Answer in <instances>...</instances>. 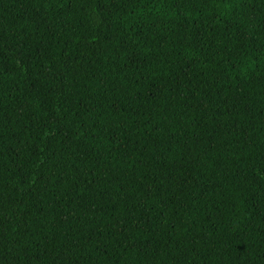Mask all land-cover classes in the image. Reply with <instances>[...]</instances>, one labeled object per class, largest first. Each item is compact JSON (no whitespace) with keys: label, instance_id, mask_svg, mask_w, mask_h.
<instances>
[{"label":"trees","instance_id":"1","mask_svg":"<svg viewBox=\"0 0 264 264\" xmlns=\"http://www.w3.org/2000/svg\"><path fill=\"white\" fill-rule=\"evenodd\" d=\"M0 264H264V0H0Z\"/></svg>","mask_w":264,"mask_h":264}]
</instances>
